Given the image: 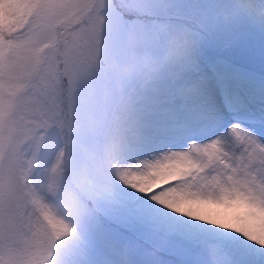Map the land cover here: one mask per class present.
Wrapping results in <instances>:
<instances>
[{"label":"rangeland","instance_id":"1","mask_svg":"<svg viewBox=\"0 0 264 264\" xmlns=\"http://www.w3.org/2000/svg\"><path fill=\"white\" fill-rule=\"evenodd\" d=\"M113 1L116 8L112 0H58L85 6L65 8L55 18L54 36L32 45L26 22L9 25L16 31L7 60L19 71L7 79L2 75L7 47L2 35L9 6L0 0V264L6 249L13 264H33L32 253L41 243L51 245L50 261L58 264L90 227L111 229L105 213L121 189L150 193L163 167L170 175L182 174L179 185L158 192L167 205L183 207L178 197L195 188L251 194L243 175L198 177L201 168L192 153L201 152L200 135L195 138L186 121V137L178 136L173 132L177 126L162 115L180 107L177 94L193 83L200 67L226 86L231 69L264 78V29L254 9L228 0H162L156 10L142 9L136 0ZM106 4L110 11L101 14L98 9ZM125 6L136 15L125 16ZM109 27L112 44L105 48L101 31L106 35ZM36 48L45 61L40 94L32 88L39 69L26 63ZM149 83L166 92L165 100L148 98L146 111L160 115L158 128L168 131L159 133L169 149L155 164L115 159L127 131L107 135L104 125L110 117L131 119L141 108L139 96L149 97ZM260 111L248 110L235 120L264 125ZM158 214L164 224L178 223V214L168 207ZM125 236L123 230L112 231L107 244L95 246L96 253L113 264H121V250H132L134 264H233L217 239L209 250L199 239L179 240L163 231L155 234L153 244ZM243 245L245 264H254L249 260L256 245Z\"/></svg>","mask_w":264,"mask_h":264},{"label":"snow or ice","instance_id":"2","mask_svg":"<svg viewBox=\"0 0 264 264\" xmlns=\"http://www.w3.org/2000/svg\"><path fill=\"white\" fill-rule=\"evenodd\" d=\"M4 2L9 6L3 31V39L7 47L5 48L6 60L2 75L7 79L14 78L19 71L17 64L7 60V53L12 46L11 37L16 31L9 25L17 24L18 26L26 22L29 45H32L40 39L54 36L55 18L65 8L85 6L68 5L58 2V0H4ZM136 3L138 7L145 10H156L163 6L162 0H136ZM98 11L101 14H106L110 11V6L106 4ZM101 37L105 48L110 47L112 44L111 28L109 27L106 35L101 31ZM44 62V57L40 55L38 48L32 49V54L26 60L27 64L35 65L39 69L32 85L33 91L37 94H40L41 81L44 78V69L40 67ZM145 129L140 146L147 150L155 140L159 129L150 117L146 121ZM210 144L218 151L211 157L205 152L194 151L192 155L196 165L217 175H244L248 178V185L254 192V197L251 200L232 199L225 201L222 205L224 208L232 209L236 213L235 219L244 227L225 225L220 221L212 220L207 215L200 214V212L189 211L187 207H175L161 202L158 192L167 188H175L182 179L180 173L162 175L157 179L156 187L150 193H144L135 188L130 191V186L121 189L113 201V208L105 213L106 218L111 222V229H105L102 224L90 227L72 247L70 253L60 258L58 264H94V261L90 259L91 250L97 244H107L110 240V233L114 230H123L126 233V239H139L144 244H153L155 234L159 231H163L166 236L189 242L194 236H204L211 232L213 237L228 249L233 264H245L244 258L248 253L243 241L264 248V238H262L264 237V224H262L264 221V139L236 123L230 126L227 137H216L210 141ZM173 150L183 151V149ZM165 184L167 186L163 187ZM157 188L161 190L157 191ZM138 191H141L140 195H137ZM177 191H181V189L177 188ZM210 195L214 199L189 203H198L200 206L219 203V198L225 195V191L223 189L214 190L210 192ZM158 205L159 208H157ZM165 207H168L170 212L178 214L175 219L179 224L191 226L190 221L181 220L180 217L201 221L202 223L196 226L199 230L192 232L182 230L176 225L162 223L158 213ZM206 224L216 225L225 230L208 229L205 227ZM241 237L243 241L240 239ZM119 254L121 264H134L132 250H121ZM51 257V245L43 243L32 253L33 264H49ZM3 264H13L11 254L7 249ZM106 264H113V262L109 260Z\"/></svg>","mask_w":264,"mask_h":264},{"label":"bare ground","instance_id":"3","mask_svg":"<svg viewBox=\"0 0 264 264\" xmlns=\"http://www.w3.org/2000/svg\"><path fill=\"white\" fill-rule=\"evenodd\" d=\"M228 2L234 6L253 8L264 29V0H228ZM198 70V74L194 78L193 83L189 87L181 89L177 94L178 100L175 103H181L180 107L178 109L177 107L176 109H174L175 107H170L162 115L163 118L165 116L170 118V123L177 126L173 132H177L180 137H186L187 132L182 125L188 121L192 125L191 129L194 130V137L196 138L200 135L199 138L201 139H196L200 145V151L205 152L209 157L215 155L218 151L213 148L210 141L216 137H227L230 126L236 123L240 124L245 129L251 130L264 139L263 123L257 122L258 124H253L247 121L241 122L235 120L236 117L239 118L241 116V113H246L248 110L252 109H260V113L264 114V78L246 71L231 69V83L229 86H226L223 83H218L207 69L200 67ZM213 74H215V71ZM145 89L148 91L147 94H149V97L144 100V97H142L143 95L139 96V98H142L140 101L141 108L134 112L135 115L131 119H128L127 122H121L117 121L116 118L111 119L110 117L111 121H109V124L104 125L103 129L107 135L117 136L118 133L125 134L127 131L124 135V146L119 148L115 159H139L142 165L155 164L169 149V145L161 140L162 134H160L164 133L167 127L158 128V134L155 140L148 146L147 150L140 146L141 137L146 130L145 124L147 119L150 117L157 124L160 118V115L156 111H146L147 106L148 109L150 108L148 105V98L155 96L165 100L166 96V92L160 84L149 83L146 85ZM101 138H103V136H101ZM103 147L100 152L104 150ZM158 173H160L159 177L171 174L167 169L164 170V167L163 169L160 168ZM210 174V171L201 168L198 177H210ZM216 176L221 180V175L216 174ZM159 177H157V179ZM243 177L248 181V178L244 175ZM214 190L215 189H209L203 192L201 189L195 188L189 192H185L184 195L181 194L184 197H178L177 202H182L184 204L183 207H187L189 211L200 212V214L207 215L212 220L220 221L222 224L244 227L243 224H240L235 219L236 213L232 209L224 208L222 205L225 201H230L232 199L251 200L254 197L253 190L249 196L245 195L243 192H238L235 188L230 191L225 190L222 201L219 199V203H213L207 206H200L198 203H189L199 202L205 199H214V197L210 195V192ZM180 219L190 221L191 226L189 224L177 223L176 225L178 228H185L184 230L196 232V223L200 221H195L187 217ZM206 225H208L210 229H215L217 231L225 230L216 225ZM193 238L199 239L198 244L201 247L209 250L215 249L216 238L213 237L211 232L204 236H194ZM90 256L94 264H106L105 258L96 253L95 247L91 250ZM249 261L254 264H264V248L256 245ZM49 264L55 263L51 260Z\"/></svg>","mask_w":264,"mask_h":264},{"label":"trees","instance_id":"4","mask_svg":"<svg viewBox=\"0 0 264 264\" xmlns=\"http://www.w3.org/2000/svg\"><path fill=\"white\" fill-rule=\"evenodd\" d=\"M112 5H113V7H115L116 8V4H115V2L112 0ZM125 10L124 11H126L125 12V16H132L135 12H134V10L131 8H127V6H125V8H124ZM128 14H130V15H128ZM134 15H136V14H134ZM3 36V35H2Z\"/></svg>","mask_w":264,"mask_h":264},{"label":"clouds","instance_id":"5","mask_svg":"<svg viewBox=\"0 0 264 264\" xmlns=\"http://www.w3.org/2000/svg\"><path fill=\"white\" fill-rule=\"evenodd\" d=\"M262 224H264V221H262ZM262 238H264V237H262ZM258 242V241H257Z\"/></svg>","mask_w":264,"mask_h":264}]
</instances>
